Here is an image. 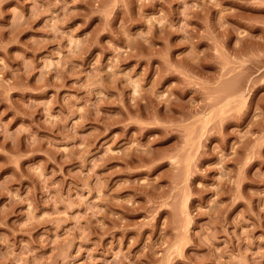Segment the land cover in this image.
I'll return each mask as SVG.
<instances>
[{
	"label": "rangeland",
	"instance_id": "obj_1",
	"mask_svg": "<svg viewBox=\"0 0 264 264\" xmlns=\"http://www.w3.org/2000/svg\"><path fill=\"white\" fill-rule=\"evenodd\" d=\"M0 264H264V0H0Z\"/></svg>",
	"mask_w": 264,
	"mask_h": 264
}]
</instances>
